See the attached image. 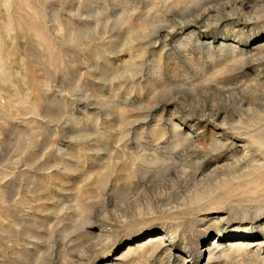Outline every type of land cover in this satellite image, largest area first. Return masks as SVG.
Returning a JSON list of instances; mask_svg holds the SVG:
<instances>
[{"label":"rangeland","instance_id":"obj_1","mask_svg":"<svg viewBox=\"0 0 264 264\" xmlns=\"http://www.w3.org/2000/svg\"><path fill=\"white\" fill-rule=\"evenodd\" d=\"M0 264H264V0H0Z\"/></svg>","mask_w":264,"mask_h":264}]
</instances>
